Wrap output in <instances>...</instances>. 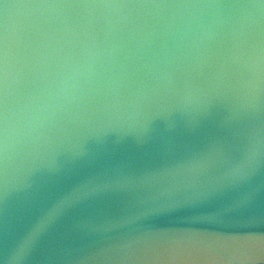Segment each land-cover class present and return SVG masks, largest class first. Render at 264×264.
<instances>
[{"label":"water","instance_id":"water-1","mask_svg":"<svg viewBox=\"0 0 264 264\" xmlns=\"http://www.w3.org/2000/svg\"><path fill=\"white\" fill-rule=\"evenodd\" d=\"M263 202L264 0H0V264H243Z\"/></svg>","mask_w":264,"mask_h":264},{"label":"bare ground","instance_id":"bare-ground-1","mask_svg":"<svg viewBox=\"0 0 264 264\" xmlns=\"http://www.w3.org/2000/svg\"><path fill=\"white\" fill-rule=\"evenodd\" d=\"M250 174L247 173L246 176H244L242 179H237L233 182H225L222 187H238L240 183L246 182L249 178ZM261 179L260 181H262ZM256 184H259L258 182ZM253 186H250L247 189V194H250V189ZM259 211H264V202L259 205ZM256 217H264V213L261 214H254ZM253 217V216H251ZM251 217L245 218L243 220H239L238 227L235 229L242 230L247 229L243 234H241V241L246 245L249 252L252 256V258L255 257V260L253 264H262L264 262V225H257L256 227L252 225ZM233 229V228H231ZM189 252H186L184 254V257H187ZM191 253V252H190ZM228 256L229 259L234 260L236 259V255L233 254L230 250L227 248L222 249L221 251H215L212 247L206 248L203 253L201 254V257H204L201 261H199V264H216L221 263L222 258H226ZM246 260V259H245ZM175 264H190L189 260L185 261H178ZM231 264H236L231 263Z\"/></svg>","mask_w":264,"mask_h":264},{"label":"rangeland","instance_id":"rangeland-1","mask_svg":"<svg viewBox=\"0 0 264 264\" xmlns=\"http://www.w3.org/2000/svg\"><path fill=\"white\" fill-rule=\"evenodd\" d=\"M252 219H251V222H252V225L253 226H257V225H264V217H256V215L255 216H253V217H251ZM245 261V260H244ZM252 262H254V259L252 258V259H250L249 261H247V263L246 262H244L243 264H251ZM262 264H264V262H262Z\"/></svg>","mask_w":264,"mask_h":264}]
</instances>
